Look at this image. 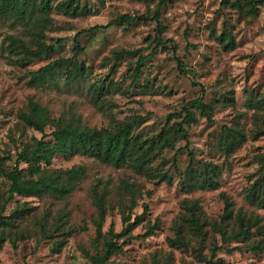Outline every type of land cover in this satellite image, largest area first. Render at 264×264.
Wrapping results in <instances>:
<instances>
[{
    "label": "rangeland",
    "instance_id": "1",
    "mask_svg": "<svg viewBox=\"0 0 264 264\" xmlns=\"http://www.w3.org/2000/svg\"><path fill=\"white\" fill-rule=\"evenodd\" d=\"M62 1L66 0L52 2L47 16H0V168H13L18 154L41 139V134L20 118V114L30 115V102L46 110L51 121L79 120L81 125L96 129L143 117L133 134L157 140L167 117L200 96V87L192 86L193 80L203 86L204 102L213 110L211 122L193 110L189 149L197 170H203L206 163L218 167L217 185L209 190L181 188L187 151L179 153L175 165L172 158L177 149L183 148L182 141L176 142L173 149L166 148L153 161L154 167L167 172L171 183H157L128 165L114 167L84 155L69 159L55 155L46 169H84L67 195L14 196L6 203L9 183L0 176V216L13 219L0 243V264H91L88 256L102 253L108 240L121 250L109 257L111 264H204L198 254L209 259L213 244L220 247L215 264H221L217 260L223 264H264V207L249 204L244 198L257 176L258 156L264 155V135L254 137L257 129L264 128V111L245 105L250 91L255 98L264 94V0H256L255 19L230 7L232 0H172L161 10L165 47L154 49L156 26L152 20L83 34L79 38L83 52L78 58L85 69L83 75L67 81L65 71L57 70L52 80L33 85L27 72L60 58H71L76 33L106 25L124 14L149 13L139 0H75L77 13L83 12L70 15L56 8ZM153 7L151 2L150 10ZM223 30L232 34L233 49L223 50L215 39ZM8 36L23 40L29 48L39 41L45 45L56 40L61 43L49 55L24 68L17 64L23 53L9 52ZM121 49L139 50L146 56L136 85L131 84L130 76L137 58L119 63L109 59ZM174 53L182 61L186 77L178 72ZM95 87L106 90L99 103L92 99ZM177 121L171 119L169 125ZM236 123L246 139L225 157L217 151L216 139L223 128L235 127ZM52 130L50 125L45 127L46 134ZM19 167L28 171L24 178L37 179L26 164L20 163ZM126 186L133 189V195ZM94 187L105 196L106 215L100 238L96 237L95 226L98 212L91 198ZM222 195L232 204L229 224L221 222L225 206ZM185 199L198 202L206 234L198 243L186 230L184 245H171L174 227L184 216L181 205ZM143 204L148 207L144 215ZM238 213L251 219L250 240L223 244L213 224H222L231 233ZM140 215L142 219L135 222ZM127 216L130 221L126 224L123 218ZM126 226L128 231L124 232ZM253 243L261 246L252 250L248 245Z\"/></svg>",
    "mask_w": 264,
    "mask_h": 264
},
{
    "label": "trees",
    "instance_id": "2",
    "mask_svg": "<svg viewBox=\"0 0 264 264\" xmlns=\"http://www.w3.org/2000/svg\"><path fill=\"white\" fill-rule=\"evenodd\" d=\"M54 1L55 0H0V16L11 14L18 19H23L28 17V15L36 13L47 16L51 10V3ZM139 1L143 2L148 8V14L142 16L124 14L106 25H95L76 33L73 37L72 57L69 59L60 58L48 63L38 70L27 72L30 83L33 85H41L48 82L53 79V74L57 70L65 71V80L67 81L75 80L80 75H83L85 72L84 66L78 62L79 55L83 52V47L79 42V38L83 34L86 35L92 32L103 31L113 26H129L137 21L152 20L155 22L156 26V35L152 41L155 44L154 49L157 47H165L164 43L167 41L164 42L162 39L164 27L161 21V10L172 0ZM151 2L154 4L152 10H150ZM257 5L258 2L256 0H232L230 2V7H233L240 14L250 19H255L257 17ZM56 8L70 15H79L83 12L77 13L78 5L75 3V0L58 2ZM36 35L43 38L42 34ZM7 39L9 41L8 50L11 54L17 55L18 52H20V54L23 53V56L17 58V64L24 68L28 67L33 61L49 55L54 47L61 43L60 40H56L52 44L45 45L43 42L39 41L36 42V47L29 48L23 40L17 37L8 36ZM215 39L219 41L223 50L233 49L235 45V40L230 31L223 30L221 35L215 37ZM126 58H137L130 76L131 84L136 85L146 56H142L139 50L121 49L114 51L109 59L119 63ZM174 59L177 64L178 72L186 77V72L182 67V61L176 57L175 53ZM191 84L194 87H200V96L186 102L182 105L179 112L170 114L167 117V127L165 126L161 130L157 140L143 139L141 136L133 134L134 129L143 123V117H133L125 122L112 124L108 128L96 129L81 125L79 120L75 122H63L62 120L51 121L46 116V110L40 108L34 102H30V115L20 114V118L28 127L39 132L41 134V139L36 141L34 146L30 149H24L18 154L13 168L9 170L0 168V176L5 178L9 183L5 202H10L13 200L14 196L32 197L40 196L44 193H55L60 196L69 194L74 184L83 176L84 169L81 166L63 172L46 169L51 166L52 158L55 155H60L63 159H69L76 155H84L94 157L114 167L128 165L134 172L144 175L157 183H171V177L168 176L167 172H163L161 169H158V167H154L153 161L158 159L166 148L173 149L175 143L180 141L184 142V146L175 151L172 161L173 165H175L179 153L183 150L187 151L188 164L182 176L181 188L184 191L214 189L217 185L216 178L219 174L218 167L211 163H206L204 164L203 170H197L194 166L195 159L193 153L189 149V126L194 117L193 110L205 117L208 122H211V112L213 108L204 102L205 92L203 86L193 80H191ZM105 91L106 90L102 87H95L92 94L94 102L99 103ZM245 105L249 109L264 111V94L260 98H255L254 92L250 91ZM171 119H177L179 121L169 125ZM48 125L53 129L50 134L45 133V127ZM260 135H264V128L257 129L254 137ZM48 137H51V140H47ZM245 139L244 133L238 128V124L236 123L235 127H226L222 129L216 139L215 146L217 151L223 153L225 157H228L241 147ZM20 163L26 164L30 174L37 176V179L30 180L24 178V172L28 171L27 169H21L19 167ZM258 164L257 176L247 188L244 198L249 204L264 207V155L258 156ZM129 188V191L132 192L133 195V189H131V187ZM91 198L98 212V219L95 222V226L96 237L100 238L101 225L106 215L105 196L104 194H99L97 192V187H94L91 191ZM222 199L225 206L221 216V222L229 224L232 217V204L230 200L223 195ZM181 206L184 210V216L181 218V223L174 227L175 239L170 240V244L184 245V233L186 230L196 238L198 243H201L206 232L203 231L205 224L198 202L196 200L185 199ZM147 211V205L143 204L142 215ZM142 215L135 217L134 221L141 220ZM12 220L13 219L10 217L0 216V243L2 242L4 231L13 225ZM129 221V216L123 218L124 223L127 224ZM132 224L128 225L132 226ZM251 225V219L245 218L238 213L236 216V227L231 229V233H228L222 224L214 223L213 227L221 237L222 243L226 244L230 240H234L236 243H245L249 241ZM127 231L128 227L126 226L124 232ZM248 246L251 247L252 250H257L261 245L259 243H253ZM219 250L220 247L213 244L209 259L203 258L201 254H198V258H200L204 264H215L213 260ZM117 251H121L119 246L112 240H108L104 242L102 253L88 256V259L91 264H111L108 263V259ZM216 263L223 264L221 260H217Z\"/></svg>",
    "mask_w": 264,
    "mask_h": 264
}]
</instances>
